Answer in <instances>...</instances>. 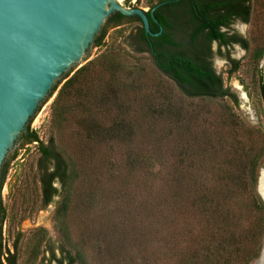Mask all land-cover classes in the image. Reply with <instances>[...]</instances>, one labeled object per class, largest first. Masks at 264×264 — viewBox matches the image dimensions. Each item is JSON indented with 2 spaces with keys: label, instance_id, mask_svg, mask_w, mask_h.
<instances>
[{
  "label": "trees",
  "instance_id": "1",
  "mask_svg": "<svg viewBox=\"0 0 264 264\" xmlns=\"http://www.w3.org/2000/svg\"><path fill=\"white\" fill-rule=\"evenodd\" d=\"M196 4L204 16L212 10L223 12L211 16L213 24L198 29L207 27L208 38L223 44L240 40L264 107V65L258 68L264 35L250 47L247 38L227 37L218 30L219 22L236 17L249 22L251 0ZM113 18L141 21L119 12L107 21ZM105 34L104 27L94 45H101ZM141 36H147L143 28ZM151 53L156 69L172 84L149 78L142 66L128 69V58L106 46L58 80L44 99L55 93L49 123L56 137L44 143L30 129V117L18 141L37 142L33 178L39 184L40 206L59 193L54 182L59 183L63 193L55 222L64 241L74 246L64 220L72 186L82 181L90 188L81 196L86 212L81 220L90 228L81 242L97 264H249L259 256L264 236V201L257 191L264 131L246 125L231 108L219 113L207 109L206 103L192 107L190 99L195 97L227 96L237 103L236 94L208 64L164 51ZM230 62L229 73L239 68L237 60ZM15 156L11 152L1 166L0 190ZM96 192L104 205L93 229L94 218L87 215ZM5 218L0 196V264H17L20 237L13 252L3 245ZM43 244L49 252L47 264L51 259L57 264H88L83 247L72 253L65 243L55 245L43 227L33 229L27 239L28 260L37 257Z\"/></svg>",
  "mask_w": 264,
  "mask_h": 264
},
{
  "label": "water",
  "instance_id": "2",
  "mask_svg": "<svg viewBox=\"0 0 264 264\" xmlns=\"http://www.w3.org/2000/svg\"><path fill=\"white\" fill-rule=\"evenodd\" d=\"M116 12L138 16L150 32L145 11L132 6V0H0V170L11 152L16 156L6 173L16 162L25 145L18 139L30 117V129L38 124L55 95L43 102L55 83L98 54L113 26L107 19ZM104 27L103 42L94 45ZM262 168L257 191L264 201ZM5 195L3 180V205ZM263 250L264 237L256 264Z\"/></svg>",
  "mask_w": 264,
  "mask_h": 264
},
{
  "label": "rangeland",
  "instance_id": "3",
  "mask_svg": "<svg viewBox=\"0 0 264 264\" xmlns=\"http://www.w3.org/2000/svg\"><path fill=\"white\" fill-rule=\"evenodd\" d=\"M155 1L156 0H132V6L144 9ZM251 5L252 12L250 21L248 23L235 22L233 25L238 33L248 39L250 47L254 43L261 41L264 35V0H251ZM124 22L125 23L121 26H115V24H113L98 54L102 52L106 46H111L114 52H119L124 57L128 58L127 61L123 60L128 69L133 70L135 66H142L145 74L149 78L153 80H160L162 78L163 81L170 84L171 81L156 69L148 53L139 48L134 50L131 47L132 40L130 35L134 28L140 26V22ZM213 49H215L214 44ZM226 51V48H223L221 53H214L213 65L222 77L223 86L228 87L230 91L236 94L237 103H233L227 96L214 98L195 97L190 99L193 103L192 107L199 109L201 104L206 103L207 109L210 111H218L219 113L223 111V108H231L236 117L244 121L246 125L264 131V107L258 95L256 75L253 73L254 70H252V66L248 64L249 53L241 49L238 45L231 46L230 56L239 62V68L229 73L230 63L223 55ZM263 65L264 55L258 64V68H261ZM237 85L241 88H237ZM240 89L244 93L245 98L242 97ZM49 118L50 104L34 128L38 137L44 143L48 142L50 136L56 137L54 129L50 126ZM38 155L37 142L26 143L16 162L4 177L6 188L4 200L6 218L2 225V241L3 245L9 249L10 252H13V245L17 238L20 237L17 243V264L48 263L49 252L45 250L44 244L40 247L37 257L33 260H28L27 239L31 231L37 227L46 229L48 236L55 242V245L65 243V246L69 248L72 253L75 252L76 248L83 247L81 237L86 231L90 230L89 225L81 220L86 213L83 214L81 196L87 193L90 188L82 181H76L71 190V208L69 207L68 215L64 219L70 241L74 246L64 241L55 222V210L61 200L63 189H61L59 183L54 182V185L59 188V193L53 197V200L49 204L44 207L40 206L39 184L37 182L35 183L33 178L37 177L35 162ZM95 195L96 198L92 210L87 215L94 218V225L90 226L93 229H96V224H99L98 221L99 218L102 217L104 205V202L102 203V197L98 196V192H96ZM109 214L110 217H113L112 212H109ZM263 237L262 235V242ZM84 253L88 264H97L91 259L87 248L86 250L84 248ZM56 255L58 257L61 256L57 249ZM256 259L257 257L249 264H256ZM49 264H57V262L51 259Z\"/></svg>",
  "mask_w": 264,
  "mask_h": 264
},
{
  "label": "flooded vegetation",
  "instance_id": "4",
  "mask_svg": "<svg viewBox=\"0 0 264 264\" xmlns=\"http://www.w3.org/2000/svg\"><path fill=\"white\" fill-rule=\"evenodd\" d=\"M196 1L197 0H180V2H178V0H171V2H168V0H156L154 3L149 4L143 10L148 19L150 32L145 31L147 36L145 39H142L141 28H143V25L141 21L136 20L140 22V26L134 28L131 33V47L134 50L142 47L143 51L150 55L152 61H156L157 59L151 51L154 52V54L159 51H164L167 56L170 54H178L183 58L188 57L193 62L208 64L216 74L219 73L213 65V55L215 52L221 53L222 49L226 48L227 51L223 55L231 66L230 59H234L230 56L231 46L238 45L245 51H247V49L243 47L240 40L223 44L217 39L212 38L210 40L208 38L207 34L209 30L207 27L198 29L201 24H213V21L209 20L211 16H216L218 12L221 14L223 12L212 10L209 11L207 16H204L199 12ZM198 1L205 3L208 0ZM113 14L115 13L111 15ZM218 17L221 18V16ZM235 22L248 23L236 17L230 19L228 23L222 24L219 22L218 30L224 32L227 37L234 35L238 39L245 38L236 31V28L233 26ZM109 23L115 24V26H121L125 22L123 19L113 18ZM159 31L160 33H158ZM213 44L215 45V49H213Z\"/></svg>",
  "mask_w": 264,
  "mask_h": 264
},
{
  "label": "bare ground",
  "instance_id": "5",
  "mask_svg": "<svg viewBox=\"0 0 264 264\" xmlns=\"http://www.w3.org/2000/svg\"><path fill=\"white\" fill-rule=\"evenodd\" d=\"M236 87L241 88L239 85H237ZM241 95H242L243 98H245V95L242 92V90H241ZM262 178L264 179V167L262 168ZM258 264H264V250H263V254H262L261 260L259 261Z\"/></svg>",
  "mask_w": 264,
  "mask_h": 264
}]
</instances>
